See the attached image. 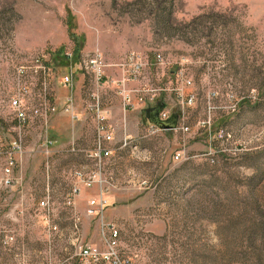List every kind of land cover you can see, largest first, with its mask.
<instances>
[{"label":"rangeland","instance_id":"1","mask_svg":"<svg viewBox=\"0 0 264 264\" xmlns=\"http://www.w3.org/2000/svg\"><path fill=\"white\" fill-rule=\"evenodd\" d=\"M94 53L105 65L99 82L83 67ZM128 54L146 61L145 75L123 82ZM150 88L166 90L140 101ZM19 89L25 122L10 106ZM93 91L114 149L103 167L108 205L96 216V188L67 205L74 172L96 169L86 157ZM158 105L190 131L150 134L142 111ZM124 136L136 151L121 149ZM0 147V264H264V0H0ZM110 226L119 236L105 260ZM82 247L97 256L81 257Z\"/></svg>","mask_w":264,"mask_h":264},{"label":"built area","instance_id":"2","mask_svg":"<svg viewBox=\"0 0 264 264\" xmlns=\"http://www.w3.org/2000/svg\"><path fill=\"white\" fill-rule=\"evenodd\" d=\"M156 59V65H158L157 67L160 68L163 64V60L161 58L160 55H156L155 56ZM184 61V60H183ZM182 61V62H183ZM35 64L37 63L39 65V62L34 61ZM83 67L87 72H91V74H93L96 78V80L99 82L101 80H103V78L105 77L104 73H103V66L104 62L102 60V57L98 54V53H94L93 55H91V57H85L83 59ZM127 66L128 70L126 71L125 75L123 73V79L122 81L125 82L127 80L132 79L133 81H135V79H141L144 77V69H146V61L143 60V58L140 56L139 58L137 56H133L131 54L127 55L126 61L124 62V67ZM120 67H123V64H120ZM41 69H44L42 67V65L40 66ZM37 72V71H35ZM17 75L18 77H23L25 78V69L24 67H20L17 70ZM71 77L70 76H66L64 78L65 83H69L70 82ZM176 80L177 82H181L183 85L186 86H190L191 85V81L188 77V75H186V73H184V71L182 69H178V72L176 74ZM123 84V83H122ZM166 90V88H150L148 89H140V91L138 92V99L140 101L144 100V99H151L156 97L157 92H164ZM18 93L11 98L10 100V106L13 108L14 113H15V118L16 120H18L19 122H25L27 121V113H26V109L25 106H23L22 104V97H21V89H19L17 91ZM176 98L178 99V103L181 105H185L184 102V96L182 93V89L176 90ZM122 96V95H121ZM122 99L124 102H129L130 101V96L128 93H125L122 96ZM194 99V95L193 96H189L186 99L187 105H189L190 103L193 102ZM69 100V99H68ZM91 106H90V111H92V113L94 114V117L96 118V139L94 142V148L90 151L86 152V157L88 159H90L91 161L96 163V169L94 172H85L84 170H80V171H75L74 175L76 177L75 179V183L73 184L72 188H71V195H69V198L67 200V205H69L70 207H73V202L72 199L74 198V196L78 193L81 192L82 189H87V188H96L97 190H99V194L97 197H95L94 200H90L88 202L89 205V209H88V214H90V216H96L98 213H101L106 207H107V202L105 199V195L107 192L106 187H104L103 183V167L106 164V160H108V158L111 157L114 149L109 147L108 144L111 143L113 141V134L109 129V118L107 117V114L103 111V109L101 108L99 101V94L96 91H93L91 94ZM68 105L65 108V111L67 113H69L70 118L71 119H76L77 115L74 114L73 112V108L72 105L70 103L66 104ZM35 112H37L35 110ZM159 121L160 122H165L166 120H168L171 116H168V114H159ZM207 125L209 124L206 123ZM173 131L177 132V131H181L183 133L189 132L190 130H188V127L185 125H180L178 127H175L174 129H172ZM149 131L150 134H155L157 131H159V128L157 126H155L154 124H151L149 127ZM225 137H229V135L227 133H225L224 131H220L217 133L216 138L219 140H223V138ZM121 143V149L123 148H127L131 151H136L137 150V146L134 142V140H131L128 136H124L122 137V139L120 140ZM108 146V147H107ZM10 152H8L7 156H6V160H5V167H4V174H3V184L5 185V187H8L9 185H11L13 183V178H12V174H13V168H14V162H15V154L19 151H21L20 149V143L19 142H14L12 144V146L9 148ZM2 148L0 147V154L2 153ZM72 151H74V149H72ZM184 151H180L177 152L173 159H175L176 161H180V159H182ZM206 159H210L212 162L214 161V159L211 157V155H207ZM105 177V176H104ZM103 186V187H102ZM38 206L45 208L47 207V200L43 199L38 203ZM73 220H74V224L75 226H77L80 223V219L77 216V214H73ZM108 236L105 239V243L106 246L108 248V251L106 252V254L103 255V258L105 260H109L111 259L114 255H115V245H116V241L118 239L119 233L117 232V230L113 227L110 226V229L107 230ZM81 257L83 258H87V257H96L97 256V251L96 249H91L88 247H82L81 250Z\"/></svg>","mask_w":264,"mask_h":264},{"label":"water","instance_id":"3","mask_svg":"<svg viewBox=\"0 0 264 264\" xmlns=\"http://www.w3.org/2000/svg\"><path fill=\"white\" fill-rule=\"evenodd\" d=\"M161 110V106L158 105L154 108H150V109H146L144 111H142V114H144V119L143 121L149 122L150 124H154L155 126H157L159 129L165 130V129H174L175 125H176V119L177 116L176 115H171V117L166 120L165 122H160L159 121V117L158 114Z\"/></svg>","mask_w":264,"mask_h":264}]
</instances>
